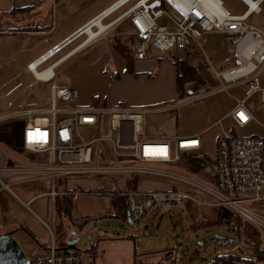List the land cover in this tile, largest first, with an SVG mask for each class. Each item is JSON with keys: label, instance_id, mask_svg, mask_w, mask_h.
I'll list each match as a JSON object with an SVG mask.
<instances>
[{"label": "rangeland", "instance_id": "1", "mask_svg": "<svg viewBox=\"0 0 264 264\" xmlns=\"http://www.w3.org/2000/svg\"><path fill=\"white\" fill-rule=\"evenodd\" d=\"M51 1L45 5L43 12L37 15L18 13L17 22L7 24V17L0 18V110L7 109V104H13L10 112L18 113L32 109L50 108L49 90L46 84L33 86V78L22 72L23 67L35 60L47 48L41 41L40 34H15L16 31L32 25L53 26L54 33L49 36L50 43L56 41L66 31H70L98 14L106 6L116 0H58L56 7L51 9ZM231 15H241L245 6L239 0H220ZM125 9V8H123ZM122 9V10H123ZM122 10L116 12L104 21V25L113 20ZM13 15V14H12ZM6 21V22H5ZM17 23V24H16ZM127 21L115 24L91 41L76 55L59 65L55 71V84L67 87L75 94L74 101L63 105L68 109L91 110L95 108L93 99L97 98L99 105L119 102L118 106L132 108L135 104L149 103L156 107L153 113L158 129L171 131L179 135H189L202 132V152L210 159L215 157L217 137L232 129L231 122L222 119L235 101L233 98L244 97V87L233 86L228 92H217L220 84L210 72L200 66V56L197 49L190 51L188 61L195 66L205 81L204 87L189 84L188 89L193 96L178 99L168 79H172V67L168 65L153 66L150 74L153 79H121L116 82L111 79L114 74L125 70V63L119 53L113 48L111 39L119 37L123 42L132 43L131 29ZM247 23L264 30V2L260 15H251ZM111 24V23H110ZM20 27V28H16ZM8 30L5 34L2 30ZM12 33V34H8ZM33 38L37 40L33 42ZM84 38H80L47 64L54 62ZM206 56L211 60L215 70H223L233 65L223 48V37L218 34L206 35L200 42ZM189 52V51H188ZM153 56L162 57L152 51ZM172 56H186V51L173 50L164 60ZM154 61H149V63ZM146 62L135 63L144 67ZM39 70V69H38ZM149 74V75H150ZM134 82V83H133ZM107 106L108 103L106 102ZM60 106V105H59ZM58 106V107H59ZM246 107L251 110L254 122L244 129H235L233 133L240 137H259L264 140V105L259 102L258 95L250 98ZM26 119L24 117L11 119V139L8 148L1 149L11 158L17 160H35L40 155H32L19 148L20 131ZM162 136H159L160 138ZM163 138V137H162ZM97 155L93 165H104ZM156 167L182 172L180 164L157 165ZM118 175H99L94 177H73L67 179L66 189L70 192H87L71 200L70 216L62 218L54 213L49 199L40 194L32 184H18L15 179L1 177L2 181L12 184L10 188L22 202L30 204V211L16 201L8 191L0 190V197L8 208L13 219L12 224L0 225V235L12 232V238L19 245L26 258L45 256L49 247L50 234L39 218L50 228L57 248L64 250L70 233H75L77 251L87 252L84 258L86 264H208L215 256L222 253H233L248 256L245 245L228 231L221 228H208L193 232L190 225L200 218L214 220L220 213L218 207L199 194H191L192 201L175 207L155 206L146 212L139 222L129 224L127 220L117 215L110 205L109 193L120 187ZM145 182L139 183V190L160 189L169 182L154 177H144ZM41 184V183H40ZM134 191L133 189H126ZM99 192L100 195H94ZM255 211L262 213L264 202L251 205ZM37 217V218H36ZM87 236L92 240L88 241ZM216 240V242H213ZM225 242V244H223Z\"/></svg>", "mask_w": 264, "mask_h": 264}, {"label": "built area", "instance_id": "2", "mask_svg": "<svg viewBox=\"0 0 264 264\" xmlns=\"http://www.w3.org/2000/svg\"><path fill=\"white\" fill-rule=\"evenodd\" d=\"M118 1L121 0L112 5ZM239 1L246 8L241 15L229 14L220 1L225 10V17L221 21H218L219 14L210 13L206 0H124L103 18L104 24L106 19L125 8L106 25L124 21L129 23L134 63L164 60L173 50L197 49L200 66L220 84L217 92L227 93L233 86L244 87V97L233 98L235 104L226 116L232 124V131L218 137L213 159L207 161L202 158L199 136L161 141L147 138L144 133L150 113L147 110L63 107L74 101L75 94L67 87L55 84L54 70L89 44L83 45L88 35L82 29L107 8L26 65L34 78L33 86L39 83L47 85L50 108L13 113L5 116V119H26L21 127L20 148L41 158L17 160L0 149V190L9 191L12 187L1 177L13 178L18 184L48 182L50 191L43 195L52 203L56 214L54 206L57 196H68L75 200L87 193L69 190L58 193L55 189L58 180H63L66 185L69 178L99 175L160 178L183 190H116L115 195L125 199L127 221L139 222L156 205L182 206L192 201L191 194H199L210 200L212 205L240 216L264 238V214L251 208L255 203L264 202V140L233 133V130L244 129L254 122L252 113L246 107L250 98L258 95L259 102L264 105V30L247 23L251 15L261 14L264 0ZM90 29L96 30L95 27ZM209 34L223 37V48L233 62L231 67L219 71L214 69L200 45L201 40ZM47 35L48 32L40 33L43 43H47ZM82 37L84 39L77 45L47 64ZM152 51L162 57L153 56ZM12 106L8 103V108ZM240 114L245 118L242 119ZM97 155L106 164L93 165ZM170 164H180L182 172L156 167ZM111 192L109 196L113 195ZM93 194L100 195L99 192ZM44 226L50 234L47 254L29 259L28 264H86L84 258L89 256L87 252L58 249L50 228Z\"/></svg>", "mask_w": 264, "mask_h": 264}, {"label": "trees", "instance_id": "3", "mask_svg": "<svg viewBox=\"0 0 264 264\" xmlns=\"http://www.w3.org/2000/svg\"><path fill=\"white\" fill-rule=\"evenodd\" d=\"M58 1V0H57ZM28 9L18 10V13H27ZM3 17L0 15V18ZM129 26V23H126ZM113 48L119 53L125 63V70L122 74L134 75L132 56H131V45L130 42H123L119 37L114 36L111 39ZM189 51V52H188ZM186 51V56L179 58L177 56H172L168 61L172 64L176 70L175 78V91L176 97L182 99L184 97L193 96L187 87L189 84H194L198 88L205 86V81L199 71L191 64L187 57H189L190 51ZM163 60H157L156 62H161ZM120 74H114L111 79H119ZM93 104L95 108H107L106 103L99 105L98 99H93ZM123 107V106H122ZM20 148V144H19ZM21 149V148H20ZM202 158L210 161V158L201 151ZM120 185L116 190L121 191L124 188L139 190V178L136 176L131 177H120ZM31 186L38 189L40 194H46L50 191V184L48 182L34 183ZM63 180H58L55 189L58 193L67 191ZM116 190H113L110 195V205L117 212V215L121 216L123 219L127 220V208L125 199L122 196L115 195ZM180 187L172 184H163L160 189L146 190V191H181ZM140 191H145L141 190ZM71 198L68 196H57L55 198V212L56 215L62 218H68L70 216ZM263 203V202H262ZM261 204V203H258ZM220 213L216 215L214 220H209L208 218H200L198 222L190 225V230L193 232L205 230L208 228H221L230 232L238 242L245 245L249 251L248 256H239L233 253H222L215 256L208 264H264V240L261 234L247 221L243 220L240 216L234 212L218 207ZM264 214V210H262Z\"/></svg>", "mask_w": 264, "mask_h": 264}, {"label": "crops", "instance_id": "4", "mask_svg": "<svg viewBox=\"0 0 264 264\" xmlns=\"http://www.w3.org/2000/svg\"><path fill=\"white\" fill-rule=\"evenodd\" d=\"M56 1L57 0H55V2L51 1V5H50L51 9H53V7H56ZM116 1H114L110 5L106 6L98 14H100L105 9L109 8ZM48 3H49V0H0V15L7 17V19H6V21L8 22L7 24H10L12 22L15 23V22H17V16L19 15L18 14V10L28 9L29 11L27 12L28 13L27 15H37V16H39V14L43 12L42 10L45 7V5L48 4ZM98 14H96L95 16H97ZM94 17H92V18H94ZM91 19H89V20H91ZM88 21H86L85 23H87ZM84 24H82V25H80V26H78V27H76V28H74V29H72L70 31H66L64 34L61 35L60 38H58L56 41H53L52 43H50L49 36L54 33L53 26H51V27H48L47 26L46 27V26L32 25L31 27L23 28L24 30L16 31L15 34L25 33V34H31V35H35L36 36V35H38V34H40L42 32H48V35L46 36L47 43H43V41L41 40L43 44H46L47 45V48H46V50H47L50 46H53V45L59 43L60 41L64 40L65 38L69 37L70 35H72L76 30H78ZM114 24H115V22H114ZM114 24H113V26H114ZM16 28H20V27H17V25H16ZM2 32L3 33H1V34H5V33L9 32V31L6 29V30H2ZM8 34H12V33H8ZM34 39H36V38H33V42H34ZM138 64H135V63L133 64L134 75L122 74V75H120L119 79H116L117 81L115 79L114 80L116 82L120 81L122 78L123 79L133 80V81L136 80V79H138V78L139 79H142V78L145 79L146 78L148 80H152L153 77L150 74V70L153 69V66L155 64H157L159 66L160 65H168V66L172 67V71H173V73H172V79H170V81L168 79V87H171L173 89L175 95H176V91H175L176 70H175V68H174V66L172 64H170L166 60H163V61H161L159 63L156 62V61L151 62V63L146 62L145 64H142V65H144V67H142V68L141 67L138 68L137 67ZM26 65L23 67L22 72L25 75H29V76L32 77V75L27 71ZM33 82H34V78H33ZM106 102L108 103V106L106 104V107H107L106 109H111V110L126 109V110H129V111H138V110H147V111H149L150 113L147 116V121H146V124H145V127H144V133H145L146 137L149 138V139H151V140H159V141H161V140H167V139L174 138V137H190V136H199V137H201L202 132L205 131L204 130L202 132L193 133V134H189V135H179V134H177L175 132H171V131H162V130H159L158 129L159 124L155 121V118L152 116L153 113L158 112V111H156L157 109H156V107L154 105L149 104V103L142 102L144 104H135L132 108H129L128 109V108H124L122 106L119 107L118 105L121 104V103H119L117 101H116V103H111V102L109 103L108 98H105V103ZM11 108H13V106L10 107V108H8V104H7V109H11ZM7 109H5L3 111L0 110V149H6V148H8V146H9V144L11 142L10 141V139H11V137H10V135H11V126H12L11 125V122H10L11 119H5V116H10L14 112H10L9 113L10 110H7ZM32 110H44V109H32ZM248 110L251 112V110L249 108H248ZM229 111H228V113H229ZM228 113H226V115L222 119H220V120H223V121L224 120H228L226 118V116L228 115ZM220 120H218V121H220ZM231 131H232V129H231ZM222 134H220V135H222ZM20 136H21V131H20ZM159 136H162L163 138L162 137L158 138ZM218 137H217V139H218ZM253 137H255V136H253ZM139 182L141 183V182H145V181L143 180V178H141V179H139ZM8 193H10L11 196L16 201H18L25 209H27L28 211H30L29 205L26 206V204H28V202L31 199L28 202H22L11 189L8 191ZM33 215L35 216V214H33ZM37 219L43 225L45 224L39 218H37ZM12 223H13V219H12V217L10 216V214L8 212V208L6 207V204L3 202L2 198L0 197V225H6V224H12ZM45 225H47V224H45ZM263 240H264V238H263Z\"/></svg>", "mask_w": 264, "mask_h": 264}, {"label": "water", "instance_id": "5", "mask_svg": "<svg viewBox=\"0 0 264 264\" xmlns=\"http://www.w3.org/2000/svg\"><path fill=\"white\" fill-rule=\"evenodd\" d=\"M128 223L132 224L130 221ZM12 234V232H6L0 235V264H28V259L12 238ZM78 240L79 237L75 233H70V239L66 242L65 250H76L75 245ZM87 240H92V237L87 236Z\"/></svg>", "mask_w": 264, "mask_h": 264}, {"label": "bare ground", "instance_id": "6", "mask_svg": "<svg viewBox=\"0 0 264 264\" xmlns=\"http://www.w3.org/2000/svg\"><path fill=\"white\" fill-rule=\"evenodd\" d=\"M208 1V9L210 11V13H214V14H219L220 17H218V21H221L222 18L225 17V10L223 7H221L220 5V1L219 0H206ZM124 2V0L118 1V3H116L114 6H110L108 8L107 11H105L104 13H102L101 15H99L98 17H96L95 19H93L91 22L88 23V25H86L83 29L82 32L86 33L88 35V38H86V40L84 41L83 45H87L88 43H90L91 41H93L96 37L100 36L102 33H104L108 28H110L111 26H113L114 22L108 25H104L103 24V18L111 13V11H114L116 8H118L122 3ZM91 27H95L96 30L93 31L90 28ZM37 75H39L38 73H36Z\"/></svg>", "mask_w": 264, "mask_h": 264}, {"label": "snow or ice", "instance_id": "7", "mask_svg": "<svg viewBox=\"0 0 264 264\" xmlns=\"http://www.w3.org/2000/svg\"><path fill=\"white\" fill-rule=\"evenodd\" d=\"M241 115V118L243 119V118H245L244 116H243V114H240Z\"/></svg>", "mask_w": 264, "mask_h": 264}]
</instances>
